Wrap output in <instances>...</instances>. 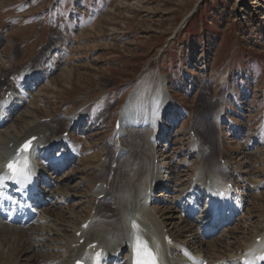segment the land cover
Instances as JSON below:
<instances>
[{
	"label": "rangeland",
	"instance_id": "obj_1",
	"mask_svg": "<svg viewBox=\"0 0 264 264\" xmlns=\"http://www.w3.org/2000/svg\"><path fill=\"white\" fill-rule=\"evenodd\" d=\"M38 69L45 77L23 84ZM145 75L164 77L174 105L164 118V139H156L159 159L185 170L178 172L185 186L200 161L221 178L232 177L247 205L232 224L236 240L221 249H243L264 231V0H0V108L11 90L28 92L32 109L20 110L30 116L15 122L18 131L23 120L64 117L68 126L87 115L72 133L81 158L63 168L66 173L78 168L93 176L107 162L104 180L112 185L111 161L122 147L115 125ZM173 110L181 117L175 128ZM54 176L68 191L67 179L61 180L67 174ZM93 190L84 185L79 194L85 203L77 206L76 199L71 210L112 214ZM19 242L8 263L19 264L25 248Z\"/></svg>",
	"mask_w": 264,
	"mask_h": 264
},
{
	"label": "bare ground",
	"instance_id": "obj_2",
	"mask_svg": "<svg viewBox=\"0 0 264 264\" xmlns=\"http://www.w3.org/2000/svg\"><path fill=\"white\" fill-rule=\"evenodd\" d=\"M42 73L39 69L32 71L23 84L43 79ZM150 79L145 75L136 81L119 114L122 126L127 124L128 118L136 117L133 123L137 129L128 130L126 136L120 137L121 151L117 159L111 161L114 165L112 185L104 180L110 173L107 162H102L93 176L81 173L78 168L67 173L63 170L81 158L72 133L87 116L85 113L71 120L68 126L64 117H55L52 122H48L50 118L48 121L36 118L30 123L23 120V128L18 131L15 122L29 117L32 106H26L28 92H16V89L9 92L0 108V173L7 171L6 165L10 160L23 161L26 158L30 180L38 189L33 192L36 199L33 194L29 198L33 202L32 209L8 217L6 215L14 209L15 199L25 192L21 187H13L11 180L0 187V264H13L8 263L7 258L18 251L15 239L21 241V246L25 244L17 254L19 264L23 261L26 264H77L78 261L89 264L98 251L103 252L102 264H132L131 244L134 238L130 221L140 226V236L148 242L161 264H246L249 260L254 264H264V260L257 259L264 254V231L257 236L255 234L249 245L241 247L243 249L226 254L222 252L223 244L229 246V240H236L232 224L236 213L245 210L247 205L246 199L237 192L232 177L223 179L215 168L200 161L185 186L184 180L178 176V172L185 170L167 167L159 159L161 143L156 139H164V118L174 105L172 98L166 95L164 77L156 81ZM24 107L29 111L19 114ZM172 115L171 126L174 124L175 128L181 117L176 110ZM145 124L152 127L141 128ZM115 130L118 131L117 123ZM190 135H193L192 131ZM195 137L193 135L192 142L196 146L199 139ZM29 140L32 142L29 152L17 155L20 145ZM60 156L65 157L64 161ZM228 162L224 160V165ZM42 170L45 174L40 172ZM60 171L67 174L61 180L67 179L64 182L68 183V191H63V185L53 180L54 174ZM30 180H25L24 184ZM88 182L94 187L97 203H109L114 208L112 214L98 211L92 214L94 209H91L87 216H82L80 211L71 210L69 203L72 201L80 199L77 206L85 203L79 191ZM208 193L211 197L223 199L219 216L225 208L235 214L226 224L218 219L212 222L215 214L209 210L212 202H209ZM204 198L207 199L206 205L200 206ZM22 214L28 215L27 221L21 218ZM59 215L64 217L61 222L56 217ZM210 228L214 229L213 234ZM212 235L217 238H210Z\"/></svg>",
	"mask_w": 264,
	"mask_h": 264
},
{
	"label": "snow or ice",
	"instance_id": "obj_3",
	"mask_svg": "<svg viewBox=\"0 0 264 264\" xmlns=\"http://www.w3.org/2000/svg\"><path fill=\"white\" fill-rule=\"evenodd\" d=\"M34 139V138H33ZM31 147V140L26 141L21 145L18 150L17 155L26 154L29 152ZM7 171L5 173H0V187H4L7 180H12L19 183L23 180H30V174L28 169V161L25 158L23 161L20 160H10L6 165ZM223 195V193H218ZM130 227L132 229V237L134 238L132 247V264H159L157 254L149 246L148 242L145 241L140 236V226L135 221H130ZM90 247H95V245H90ZM93 259V264H102L103 252L98 251L95 253ZM258 260H264V254L257 257ZM81 264V262H77ZM246 264H254V261L249 260Z\"/></svg>",
	"mask_w": 264,
	"mask_h": 264
}]
</instances>
